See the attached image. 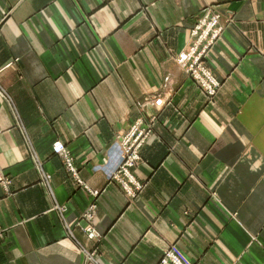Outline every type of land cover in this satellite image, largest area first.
I'll list each match as a JSON object with an SVG mask.
<instances>
[{"label":"crops","instance_id":"obj_1","mask_svg":"<svg viewBox=\"0 0 264 264\" xmlns=\"http://www.w3.org/2000/svg\"><path fill=\"white\" fill-rule=\"evenodd\" d=\"M207 5L237 21L208 58L213 101L172 60ZM0 85V264H159L171 243L193 264H264V0H0ZM152 116L128 199L94 168ZM58 139L100 193L97 244L76 225L92 197Z\"/></svg>","mask_w":264,"mask_h":264},{"label":"rangeland","instance_id":"obj_2","mask_svg":"<svg viewBox=\"0 0 264 264\" xmlns=\"http://www.w3.org/2000/svg\"><path fill=\"white\" fill-rule=\"evenodd\" d=\"M236 23L237 21L233 12H224L212 5L205 6L196 15L193 25L188 29L186 45L177 56L172 58L174 64L179 68V71L187 78L191 79L193 84L208 101H213L215 99L222 86L221 80L214 74L209 63L208 58L210 52L223 38L227 29L236 25ZM181 57L186 59L184 63L181 62ZM11 65L12 64H9L8 66ZM0 90L3 92L2 95L8 100L9 96L5 94L2 85H0ZM147 103L160 106L163 101L160 98V95H157L156 98L148 100ZM156 118L157 117L152 116L150 122L146 124L139 119L132 125L125 135H118L112 149L108 150L106 163L94 168V171H102L108 180L114 181L128 199L135 198L144 187L134 175L133 168L141 159L140 149L150 137ZM18 125H20V123H18ZM21 130L24 136H26L23 127ZM52 154L62 159L66 170L73 178L77 187L89 191L92 200L87 209L78 219L76 225L86 234L90 241L95 242L96 244L99 243L102 239V234L98 231L95 225L98 209L97 199L100 195L99 191L91 189L81 178L75 156L61 139H58L53 143ZM31 157L36 169L42 174L41 182L51 192L52 189L50 184L52 176L43 172L44 159L39 158L40 156L36 152H31ZM130 161H133L131 167ZM0 183L7 191H9L11 181L8 177L1 175ZM57 208L59 212L65 210L64 206H58ZM64 226L67 234L73 237V228L66 225ZM3 233L4 231L1 230L0 236H2ZM81 248L86 252L85 255L88 262L97 263V247L92 250H87L84 247ZM174 251L179 252L183 257L185 256L175 243H171L162 251L159 264L162 261V258L165 260L168 259L170 264H177V262L171 257V254Z\"/></svg>","mask_w":264,"mask_h":264},{"label":"built area","instance_id":"obj_3","mask_svg":"<svg viewBox=\"0 0 264 264\" xmlns=\"http://www.w3.org/2000/svg\"><path fill=\"white\" fill-rule=\"evenodd\" d=\"M185 61H186V59L181 57V62L184 63ZM0 92L3 93L1 90H0ZM132 165H133V161H130V167ZM174 252H172L171 257L173 260H175L177 262V264H193L185 256L183 257V255L180 254L179 252H177V251H174ZM160 264H170V262L168 261V259L165 260L164 258H162V261L160 262Z\"/></svg>","mask_w":264,"mask_h":264}]
</instances>
